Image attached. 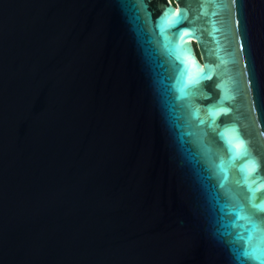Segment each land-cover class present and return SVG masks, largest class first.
Listing matches in <instances>:
<instances>
[{"label":"water","instance_id":"95a60500","mask_svg":"<svg viewBox=\"0 0 264 264\" xmlns=\"http://www.w3.org/2000/svg\"><path fill=\"white\" fill-rule=\"evenodd\" d=\"M0 264H264V0H0Z\"/></svg>","mask_w":264,"mask_h":264},{"label":"snow or ice","instance_id":"6c2138e0","mask_svg":"<svg viewBox=\"0 0 264 264\" xmlns=\"http://www.w3.org/2000/svg\"><path fill=\"white\" fill-rule=\"evenodd\" d=\"M229 151H235L232 147H231V142L229 141ZM241 151H246L245 146L243 145V143L241 142ZM239 154V153H238ZM256 165L253 164V170L255 169Z\"/></svg>","mask_w":264,"mask_h":264}]
</instances>
